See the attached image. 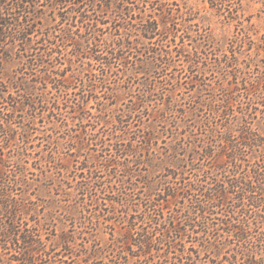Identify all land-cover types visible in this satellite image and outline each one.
Returning a JSON list of instances; mask_svg holds the SVG:
<instances>
[{
	"label": "trees",
	"instance_id": "obj_1",
	"mask_svg": "<svg viewBox=\"0 0 264 264\" xmlns=\"http://www.w3.org/2000/svg\"><path fill=\"white\" fill-rule=\"evenodd\" d=\"M242 1L214 0L202 25L196 8L178 0H0V264H264V122L253 101L264 95L262 88L252 92L258 82L246 77V69L258 67L255 56L240 61L251 33L235 41L224 29L225 21L250 22ZM15 56L16 77L7 73ZM83 58L88 62L76 68ZM118 61L132 74L144 73L145 89L113 109L131 95L111 86ZM179 66L193 73L197 93L221 91L224 97L205 103L197 94L192 104H182L174 88L158 81ZM217 72L223 79L218 86L200 84ZM49 82L64 92L63 103L80 120L86 133L81 147L91 150L96 139L102 152L118 156L102 163L118 177L111 188L115 204L99 200L96 184L107 186L97 155L82 161L86 180L77 201L64 177L70 167L80 169L75 158L82 148L74 159L59 149L34 150L36 119L44 112L51 122L69 126L55 112L62 100L51 108L40 88ZM98 91L112 102L100 100ZM96 123L107 127L109 138L89 137L87 127ZM37 187L55 189L64 199L42 211L26 197ZM107 227L115 237L110 243ZM78 239L84 248H77Z\"/></svg>",
	"mask_w": 264,
	"mask_h": 264
},
{
	"label": "rangeland",
	"instance_id": "obj_2",
	"mask_svg": "<svg viewBox=\"0 0 264 264\" xmlns=\"http://www.w3.org/2000/svg\"><path fill=\"white\" fill-rule=\"evenodd\" d=\"M179 3L184 6L185 4L190 5V6H194L196 8V11H198L197 16L199 19L196 20V22H200L201 20L200 18L207 12V11H212V4H214V0H178ZM242 9L245 12L246 17L250 20L249 21H245L244 22V26H242L240 23H230L228 21H225L224 23V29L227 33V35L233 39H235L234 36L237 37H242L243 35H246L245 32H250L251 33V38H248L246 36L245 40H246V49L244 51V54L240 57V61L243 62V64L248 63L249 62V55L252 54L255 56V64H258V67H253V68H248L246 69V77L249 80L252 81H257L258 83H256V85L258 84V89L257 88H253V86L249 87L250 90L254 93H259V89L262 88V92L264 95V0H244L241 3ZM211 19L212 16H209ZM217 19V18H216ZM215 19V21H216ZM202 24V23H201ZM203 25V24H202ZM101 27H103V25H100ZM218 25H216V23H213L211 25V28L216 31L217 33H220L221 30L218 29ZM220 28V27H219ZM109 31L107 33H104L106 36L109 34ZM237 39H235L236 41ZM250 48H252L250 50ZM132 54V53H131ZM138 53H134L132 55V59L135 60L137 57ZM69 56V55H68ZM136 56V57H135ZM140 58H144L143 56ZM89 59L87 58H83L82 60H77L75 62V67L77 68L81 62H88ZM62 62H65V65H62L61 68H63L64 66L67 65V56L65 57V59L62 60ZM177 64H180L179 61H176ZM57 67L60 66V64H56ZM183 66H179L178 69L176 70H170L167 71V74H163L162 76L158 77V81H165V83H167L168 88H174L175 89V94L177 96V99L182 103V104H192L193 100H197V97L193 98L194 96H196L197 94L199 96H201L202 94V99L205 101V103H210L211 101L215 99H217L218 101H220L223 97L224 94L221 93V91H217L216 95H214V93H212L211 91L207 90V91H203L201 93H197L198 92V87H193L192 85L194 83H190L192 80V78H194L193 73L189 72V71H185L182 73V68ZM60 68V67H59ZM9 69V70H7ZM7 73L13 75L16 77V56H15V62L13 64H10L9 67L7 68ZM69 71L67 73V78L68 79H73L72 78V71L70 70V68H68ZM95 73H98V70L93 69ZM114 70H116V72L118 73V76H110V82H111V86H115L117 85L121 91V93L124 92H130L131 95H125L126 97L122 96V100L118 101V105H112L111 107L114 109L117 106H122L123 102L129 103V99L132 96L137 95L139 92H143V90L145 89V87L143 86L144 81V73L141 72V70H139V72H135L134 74L130 73V70L127 69V67H125L120 61L117 62L116 67L114 68ZM41 73V72H39ZM28 76L26 74H24V77ZM84 78L88 79L89 77L84 74ZM181 79V85H177L175 88V85L177 84V82ZM223 81L222 76L217 72L214 75H209L206 79L200 81V84L203 86H205V84H209V88L213 87V86H218V84H220ZM76 82L78 84H80L79 81L76 80ZM74 83V82H73ZM75 85V83L73 84ZM46 86V87H45ZM195 86V85H194ZM40 88L46 92L47 94V98H48V102H49V106L51 108H53V102H65L66 100V96L64 95V92L58 88H56V86H54L53 83L49 82L47 85H43L40 84ZM74 89V88H73ZM201 89V87H200ZM16 92V89H14ZM79 90V87H77L76 89L72 90V91H77ZM101 89H99L100 91ZM98 91V95L101 97L100 100H102L103 102L106 103H110L112 102L111 100H107L104 99V91L99 92ZM244 91V90H242ZM236 93V92H235ZM233 93V94H235ZM256 96V95H255ZM263 100L262 97H255L254 98V102H255V106L258 108V112H259V120L264 122V113L262 114V112H264V106H263ZM95 99H92L90 101L91 106H95L97 107V104L95 102ZM260 102V103H259ZM68 102L63 103L61 105V109L58 111L57 109H55V112H60L61 113V119H67L69 126H65L62 121L57 122L56 124L51 122V118H50V114L49 111L44 112L43 116H39L36 119V130L34 132V137H33V144L35 145L34 150L36 151H40L43 150L44 148H46L47 150H52V149H59V151L61 152V156H64V158L67 157V159H74L75 157V152H77L79 150V148L81 147V143L80 140L81 138L86 136V133H83V127L80 126L79 121L77 118H72V116H74V114L71 112V107H69ZM7 105V104H6ZM125 105H123L124 107ZM209 108V107H208ZM54 109V108H53ZM41 110V108L39 109ZM88 110L92 111L93 113H98V110L96 108H91L88 107ZM208 111V110H207ZM17 122L19 120H16ZM87 123V122H86ZM96 128H93V125H90L89 127H87V133L89 134V137H91V135L97 134L98 133L101 135L106 134L107 136V127H103V123H96ZM20 123H16V129L21 131V127H20ZM262 127H264L262 125ZM109 138V135L107 136ZM61 142L63 145L58 144V142ZM109 142V141H108ZM68 144L70 145L69 147ZM261 144H263V151H264V136L261 140ZM70 148V150H69ZM72 148V149H71ZM91 150L88 149H83V155L79 156L77 159L78 161H80V169L74 170L73 167H70V170L67 174L66 177H64V179L66 180V182L69 181V183L72 186V190H74V192L76 193V197L74 198V200H79L80 196L77 194L76 190L77 188L81 185V182L83 180H86V178H84V175L82 172H84L83 168V163L82 161L84 159H86V157L90 154H95L98 156V160L99 162V170H101L102 174V179L101 180H105V185L107 186L106 190H102L100 188L101 185L96 184V188L98 190V195L100 196L101 201H103L106 206H111L110 204H115L114 199L117 200V195L116 193L112 192V185L118 183V177H114L113 175H109L111 174V172H113L112 170H107L105 167H103L102 163H105L106 160L111 159L114 162H116L117 160H119L118 156L115 155L114 152L112 151H104L102 152V147L100 145L96 144V139L92 140V144H91ZM13 151V150H12ZM114 151V150H113ZM98 153V154H96ZM12 155L14 154L11 153ZM14 168V166H12ZM16 170V167L14 168ZM141 172H144L143 170ZM86 176H88L89 174L87 173V171L85 172ZM59 175V174H58ZM120 175V174H119ZM118 175V176H119ZM95 177V176H94ZM143 176H139L136 177V182L138 184V186L142 187L144 186L143 183ZM63 178L62 175L60 177V179ZM96 178V177H95ZM159 179H162L159 177ZM164 179V177H163ZM92 184H94V180H92ZM64 186H66L64 184ZM111 186V187H110ZM91 191V190H90ZM58 191H56L55 189H46V188H33L26 197H29L35 201H37V203L40 205V208H42L41 210L43 211L44 208H49V206L51 205L53 199L59 198V199H64V196L61 195H56ZM91 193V192H90ZM88 194L86 197V200H88L89 198H91V194ZM13 195L15 197V199H20V193L19 191H14ZM138 201V200H137ZM76 201H73V203H75ZM83 202V201H82ZM89 202V201H88ZM62 204H67V202L65 200H63L61 202ZM121 207V206H118ZM49 211V209H47ZM63 209H61L59 211L62 212ZM222 212V211H221ZM169 215V213H168ZM185 218V217H183ZM78 222V221H77ZM80 224H77L75 227L76 230H80L81 228L79 227ZM67 226L70 229H74L72 228L71 222L68 221L67 222ZM76 231V232H77ZM113 232V230L110 227L104 228L103 229V234L106 235L107 238V242H113L114 238L111 233ZM78 244H77V248L81 249L84 248L82 247V244L84 243V240L82 241V239H78L77 240ZM190 244V243H187ZM196 244V243H195ZM189 246V245H188ZM5 252H3L2 250L0 251V255H3ZM174 255V254H172ZM3 257H9V255H5Z\"/></svg>",
	"mask_w": 264,
	"mask_h": 264
}]
</instances>
